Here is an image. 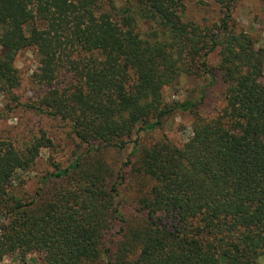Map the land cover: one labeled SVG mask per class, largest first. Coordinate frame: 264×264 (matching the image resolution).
<instances>
[{"label": "trees", "instance_id": "1", "mask_svg": "<svg viewBox=\"0 0 264 264\" xmlns=\"http://www.w3.org/2000/svg\"><path fill=\"white\" fill-rule=\"evenodd\" d=\"M216 1L220 18L200 24L185 0H0V93L20 104L15 61L35 50L44 91L24 106L76 140L32 189L52 139L0 141V262L264 264V45L236 0ZM218 72L225 105L209 116ZM185 75L194 87L167 101ZM177 112L193 117L182 146L143 141Z\"/></svg>", "mask_w": 264, "mask_h": 264}, {"label": "rangeland", "instance_id": "2", "mask_svg": "<svg viewBox=\"0 0 264 264\" xmlns=\"http://www.w3.org/2000/svg\"><path fill=\"white\" fill-rule=\"evenodd\" d=\"M186 18L200 24L214 23L221 16V5L216 0H185ZM234 17L241 27L247 30L257 41L264 45V0H236L233 8ZM218 53H212L209 61L217 66ZM15 66L21 74L20 87L15 89L20 104L14 103L7 95L0 93V141H13L17 146L24 147L30 140L44 131L54 143V146L43 150L35 166L24 175L26 188L32 189L37 185L38 178L47 170L52 169L50 156L55 161L64 162L72 149H76V140L69 134L70 128L61 120L25 107L27 103L37 100L41 86L33 81V73L38 67V58L35 50L26 49L16 58ZM195 79L191 76H182L179 83L173 87H165L164 96L169 102L182 100L186 90L193 88ZM226 84L221 74H215L212 86L208 88L207 97L203 105V113L214 116L217 110L225 105L224 91ZM193 117L190 113L177 112L171 116L161 129L152 136L146 135L143 141L150 142L155 138L167 137L173 143L182 146L192 135ZM17 260L5 259L0 264H15ZM28 264H43L36 254L27 256Z\"/></svg>", "mask_w": 264, "mask_h": 264}]
</instances>
